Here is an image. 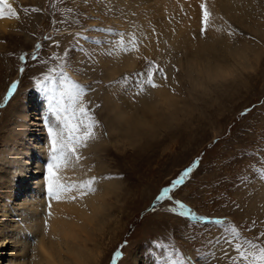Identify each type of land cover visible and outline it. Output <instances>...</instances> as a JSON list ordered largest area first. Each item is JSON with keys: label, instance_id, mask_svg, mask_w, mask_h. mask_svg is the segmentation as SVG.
<instances>
[{"label": "rangeland", "instance_id": "374dc122", "mask_svg": "<svg viewBox=\"0 0 264 264\" xmlns=\"http://www.w3.org/2000/svg\"><path fill=\"white\" fill-rule=\"evenodd\" d=\"M146 1L140 0L137 7L141 14L148 12L142 24L134 16L130 0H9L18 17L0 18V23H7V29H0V151L14 127L11 110L23 104L33 109V104L25 103L30 98L36 102L40 123L36 130L42 131L37 135H44L37 150L44 183L39 198L45 204L39 211L48 206L47 210L51 198L46 171L49 141L41 123L48 116L47 98L38 82L50 76L57 80V88L62 87L61 80L90 86L82 99L95 114L100 126L94 130L102 139L82 150L84 159L68 177L74 181L97 177L99 191L81 200L87 203L97 197L103 210L96 219L100 231L87 224L77 240L88 241L85 248L78 243L73 248L86 252L91 247L94 253L99 248V264H241L234 245L264 232V0H248L243 7L245 16L235 13L216 21L221 29L215 34L227 42L220 51L225 53L223 61L231 62L226 45L233 50L242 48L248 53L243 67L251 71L226 89L220 102L204 110L183 134L131 151L118 146L111 136L117 115L134 119L144 113L182 114L186 103H191L185 91L190 72L184 66L183 50L174 48L172 28L178 33L176 23L183 25L180 20L190 18L189 28H198L199 34L200 4L206 2L210 11L216 5L212 2L210 7L211 0H160L171 10L159 13L157 0ZM149 12L153 13L149 16ZM229 25L244 36H228ZM133 37L138 41L135 45ZM149 61L165 67L170 79L157 78L160 88H148L145 95L138 96L140 77L135 74L143 72ZM13 84L16 88L8 96ZM105 131L107 136H103ZM1 167L0 175H10V166ZM189 167L193 171L184 183L172 188L168 198L158 200L162 189L171 188V182ZM6 182L3 179L1 189L7 187ZM1 197L0 237L13 238L0 257L2 264L20 262L18 257H10L18 250L28 256L22 264L37 262L35 238L15 212L22 214L33 198L14 206ZM177 201L189 215L181 214ZM23 240H27L24 247ZM117 252L122 255L116 256ZM64 253L61 258L73 264Z\"/></svg>", "mask_w": 264, "mask_h": 264}, {"label": "bare ground", "instance_id": "6f19581e", "mask_svg": "<svg viewBox=\"0 0 264 264\" xmlns=\"http://www.w3.org/2000/svg\"><path fill=\"white\" fill-rule=\"evenodd\" d=\"M130 1L133 7L132 12H136L134 16L139 22L145 24L148 12H142L141 14L139 13V11H137V7L139 6L138 3L140 0ZM167 1L173 2L181 0ZM249 1L211 0L210 7L212 2H214L216 5L211 7L212 18L210 21V30L207 33V38H205L204 36H199V38L196 40L192 38L193 35L196 34V30L198 28L196 30H192L191 28H189L190 22H192L190 18H184L183 20H180L182 21L181 24L183 23V25H179L176 23V25L178 26V33H176V30L173 27L172 32H175L173 45L174 48L183 50L184 57L186 58L185 59L184 57H182L186 60H183V62H185V67L187 65L188 52L197 45H207L214 50L222 51L223 46L227 44V42H225L224 39L218 38V33L215 34V32H219L221 29V26L217 24L216 21L219 22L222 21V19L225 20V16H234L235 13L239 16H245L247 12L243 7L249 4ZM146 2L150 1L148 0ZM157 5H160V8L157 9L159 13H168L171 10L170 8L164 7L162 1L160 0H157ZM152 13L153 12H149V16ZM176 15L174 14V18L176 17ZM175 19L178 20L177 18ZM233 19H236V17H234ZM6 25V22L0 23V29L5 30ZM179 34H181V39L178 37ZM164 35L165 37H167L166 39L169 38L168 40L170 42L172 41L171 37L169 35V37L167 36V33H165ZM185 37L189 38L188 42ZM226 46L227 48L225 51L231 52L233 50V48L229 46V44ZM128 55L125 54V56ZM25 103L33 104V109H31L32 106L28 107L24 104H21V107L16 108V110L14 111H12L13 109L11 110L12 113L10 114V118H12L14 122V127L11 132L9 131V134L3 142L4 148H2V150L0 151V164L10 166V170H12H7L10 175L4 176L5 172L0 175V186H4V184L2 183L3 179L7 181V187H5L4 189H1L0 187V200L2 199L1 195H3V197L7 199L8 202L10 201V203H13L14 206H16L15 203H18L21 200L23 203H26L30 198H33L32 205L29 206L27 203V206H25V208L21 210L22 214L19 213V210H15V212L17 213V217H19L18 219H20L22 222V225H27V228H29L31 230L30 232H32V234H30L35 238L36 243L34 249L37 262H34L33 264H65L66 260L61 258L62 252L70 255L69 257L71 258V263L73 264H99L98 260L100 259V256L98 254L100 253L98 250V246L96 247L98 249L95 253L92 249H90L91 247L87 248L86 252L83 251L84 249L81 250L82 248H73V243H78V245L81 244V246L85 248V244L88 241H85L83 243L77 240L80 238V233H83L85 231V227L87 226V224H93L99 229L98 223L100 221L96 219H98V216L103 209H101L99 205L100 201H98L99 199L97 197L93 198L92 201L89 200L87 203H82V198L78 199L77 201H71L68 199L56 201L50 198L49 208L46 210V208L48 207L46 205L47 207H44L45 209H43V212L39 211L40 205L42 204V206H45V204L44 202H42V199L39 198L42 193L41 186L44 183L41 177L43 175V170L41 169L42 166L39 159L37 158V150L40 148L39 146L44 139V135H37L38 133L42 134V131L40 132L36 130V128H40L39 119L37 118L38 116L35 114L36 102H31L30 98H27V100H25ZM10 118L9 120L12 121ZM1 165L0 171L4 170ZM71 169L72 168L66 170L63 175L66 177L71 175L70 173L73 172ZM44 221L46 224H43ZM43 225H45V227H43ZM12 239L13 238L10 236L6 238L0 237V257L9 250V243L13 242ZM16 243L20 244V241L17 240ZM26 243L27 240H23L22 246L24 247ZM13 255L15 257H18L17 259L20 260V262H17L16 264H22L21 260L23 261L27 256L24 250L13 252L10 257L12 258ZM135 261H137V258H134L133 262ZM2 262L4 261L0 260V264H2ZM8 264L15 263H12V260H9Z\"/></svg>", "mask_w": 264, "mask_h": 264}, {"label": "snow or ice", "instance_id": "6c2138e0", "mask_svg": "<svg viewBox=\"0 0 264 264\" xmlns=\"http://www.w3.org/2000/svg\"><path fill=\"white\" fill-rule=\"evenodd\" d=\"M200 8L202 10V26L199 34L193 35L192 38L194 40L198 39L199 36L207 38V33L210 30L212 12L209 10L206 2L201 3ZM13 17H18V13L12 4L9 3V0H0V18ZM229 29L230 31L227 32L228 36H244L243 32H240L232 25H229ZM248 39L255 40V37H248ZM137 42L135 37L131 39L133 45ZM37 47H41V45H37ZM21 59H24V57H21ZM65 59L67 58L65 57ZM172 67L179 73V68L174 64ZM135 75L140 77L136 92L138 96L145 95L148 88H160L162 85L156 82L157 78L165 81L170 79L167 75V69L155 61H149L145 66V70L137 72ZM121 80H123V77ZM60 84L62 87L57 88V80L50 76H44L38 82L40 91L47 98L46 112L48 116L41 119L49 141V158L46 162L47 189L49 196L56 201L65 199L77 201L99 191L96 186L99 183V179L93 176L86 181H74L72 178L64 176L63 173L70 168H76L84 159L82 150L89 147L90 142H98L102 137L94 130L100 126L95 114L90 107L86 106L82 99L85 90H90V86H81L75 82L69 85L64 80H61ZM15 88L16 85L13 84L8 91V96L12 95ZM96 107H100V105H96ZM103 136H107L106 131L103 133ZM192 171V167L185 170L183 174L171 182V188L165 187L162 189L157 199L164 200L168 198L171 189L182 185L185 178ZM177 203L182 209L181 214L184 216L189 215V211L185 209V205L179 201ZM197 219L199 218L197 217ZM228 231L231 232L233 230L229 228ZM157 246L162 247L159 244ZM234 247L240 257L241 264H264V232L255 239L242 238V242H237ZM121 255V252L116 253V256Z\"/></svg>", "mask_w": 264, "mask_h": 264}, {"label": "clouds", "instance_id": "9594fccd", "mask_svg": "<svg viewBox=\"0 0 264 264\" xmlns=\"http://www.w3.org/2000/svg\"><path fill=\"white\" fill-rule=\"evenodd\" d=\"M247 54L242 48H236L226 53L231 62L225 63L222 59L225 53L219 50L207 45L192 48L188 52L186 65L190 75L185 80L186 99L191 103H186L182 114L150 116L144 113L134 119L118 114L113 122V140L120 147L138 151L157 144L166 137L183 134L204 110L211 109L220 102L221 94L226 89L242 80L244 73L251 71L243 67Z\"/></svg>", "mask_w": 264, "mask_h": 264}]
</instances>
